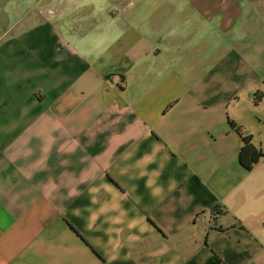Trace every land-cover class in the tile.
<instances>
[{"label":"crops","instance_id":"1","mask_svg":"<svg viewBox=\"0 0 264 264\" xmlns=\"http://www.w3.org/2000/svg\"><path fill=\"white\" fill-rule=\"evenodd\" d=\"M0 264H264V0H0Z\"/></svg>","mask_w":264,"mask_h":264},{"label":"trees","instance_id":"2","mask_svg":"<svg viewBox=\"0 0 264 264\" xmlns=\"http://www.w3.org/2000/svg\"><path fill=\"white\" fill-rule=\"evenodd\" d=\"M232 125H233V126H235V124H234V123H232ZM247 143H248V142H246V144H247ZM261 155H262V154H260V153H259V154H257V157H255V158H256V160H257V159L259 158V156H261ZM248 167H250V166H248Z\"/></svg>","mask_w":264,"mask_h":264}]
</instances>
